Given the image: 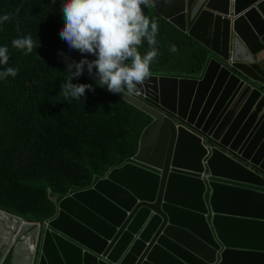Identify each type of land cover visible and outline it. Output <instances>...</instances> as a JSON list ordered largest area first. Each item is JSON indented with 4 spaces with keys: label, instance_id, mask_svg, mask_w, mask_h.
<instances>
[{
    "label": "water",
    "instance_id": "water-1",
    "mask_svg": "<svg viewBox=\"0 0 264 264\" xmlns=\"http://www.w3.org/2000/svg\"><path fill=\"white\" fill-rule=\"evenodd\" d=\"M154 7L206 49L203 70L114 94L150 120L136 154L49 193L44 222L0 209V264H264V0Z\"/></svg>",
    "mask_w": 264,
    "mask_h": 264
},
{
    "label": "trees",
    "instance_id": "trees-1",
    "mask_svg": "<svg viewBox=\"0 0 264 264\" xmlns=\"http://www.w3.org/2000/svg\"><path fill=\"white\" fill-rule=\"evenodd\" d=\"M64 3L0 0V16L11 17L0 24V47L7 46L9 55L0 71L18 70L15 77L0 79V209L31 222L53 216L49 193L65 195L86 188L93 177H102L132 158L150 123L144 113L84 76L72 82L91 83L95 91H86L80 101L65 100L60 88L69 73L55 51L75 61L84 57L60 38ZM142 9L158 24V55L150 71L177 78L199 74L206 49L155 7ZM28 35L38 44L31 53L12 46L13 39ZM173 45L175 52L170 51ZM138 50L142 56L150 50L146 40Z\"/></svg>",
    "mask_w": 264,
    "mask_h": 264
},
{
    "label": "clouds",
    "instance_id": "clouds-1",
    "mask_svg": "<svg viewBox=\"0 0 264 264\" xmlns=\"http://www.w3.org/2000/svg\"><path fill=\"white\" fill-rule=\"evenodd\" d=\"M156 0H66L61 8L64 26L59 35L70 50L84 57L67 65L69 75L61 86L65 100L80 101L86 91H95L91 83H73L87 69L97 78L96 86H107L112 94L132 95L138 86L151 76L150 65L158 55L156 48L158 24L144 14L142 6L151 8ZM11 19L0 16V24ZM150 48L143 56L138 48L143 41ZM16 49L31 53L38 44L31 35L12 40ZM175 52V46L170 47ZM66 55V54H65ZM95 59L89 60L88 56ZM9 62L7 46L0 47V65ZM95 70V71H94ZM18 70L7 67L0 71V79L15 77Z\"/></svg>",
    "mask_w": 264,
    "mask_h": 264
},
{
    "label": "crops",
    "instance_id": "crops-1",
    "mask_svg": "<svg viewBox=\"0 0 264 264\" xmlns=\"http://www.w3.org/2000/svg\"><path fill=\"white\" fill-rule=\"evenodd\" d=\"M260 64L264 67V50L260 53Z\"/></svg>",
    "mask_w": 264,
    "mask_h": 264
},
{
    "label": "rangeland",
    "instance_id": "rangeland-1",
    "mask_svg": "<svg viewBox=\"0 0 264 264\" xmlns=\"http://www.w3.org/2000/svg\"><path fill=\"white\" fill-rule=\"evenodd\" d=\"M178 59V57L174 58L172 61H176Z\"/></svg>",
    "mask_w": 264,
    "mask_h": 264
}]
</instances>
